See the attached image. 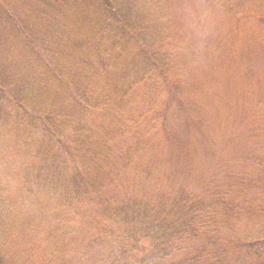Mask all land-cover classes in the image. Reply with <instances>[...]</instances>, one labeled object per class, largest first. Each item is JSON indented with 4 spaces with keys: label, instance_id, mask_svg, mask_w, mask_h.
Masks as SVG:
<instances>
[{
    "label": "rangeland",
    "instance_id": "374dc122",
    "mask_svg": "<svg viewBox=\"0 0 264 264\" xmlns=\"http://www.w3.org/2000/svg\"><path fill=\"white\" fill-rule=\"evenodd\" d=\"M39 1L13 0L10 5L24 29L28 24L35 27V17L30 14ZM52 5L41 14L40 34L54 40L60 56L77 60L83 54L88 61L91 55L97 59L101 54L102 23L90 0H58L56 7ZM94 5L98 6L96 2ZM123 9L136 30L132 34L107 35L103 43V55L109 60L107 68L100 70L99 62L93 59L92 72L89 71L94 85L103 91L101 97H109L108 91L117 96L110 95L104 107L89 111L85 118L92 140L77 151L82 178V174H70L60 159H46L35 178L39 184L44 182L46 187L64 192L53 191V197L43 194L47 199L38 202L33 183L25 179L28 181L24 184L22 166L30 159V167L37 159L35 149L45 139L42 130L30 132L27 124L17 125L26 128L30 142L34 137L28 148L0 124V195L8 205L0 232L6 238L1 251L6 248L11 260L20 249L28 250L31 242L45 243L49 239L47 225L39 223L46 228L35 240L29 236L33 234L29 221L32 217L41 221L47 215L63 234L74 232L61 240L67 248L72 247L69 257L90 254L98 258L110 251L113 254L123 240V223L117 227L106 216L102 197L117 200L135 192L146 193L150 205L158 197L177 195L182 190L200 198L216 191L234 211L228 222L223 214L210 226L216 237L213 253H224L229 264H249L235 245L264 241V25L259 22H264V0H127ZM6 19L0 10V29L7 27ZM110 27L116 30L114 22ZM139 34H146L151 45L168 57L166 70L155 64L147 66L135 38ZM20 52L18 49L16 54ZM18 55H5L6 61L14 60L18 65L12 64V70L25 67L18 63L22 61ZM66 66L72 74L84 69L78 64ZM143 73L146 80L139 82L138 76ZM128 76L132 85L127 87L124 82ZM17 77L27 88L32 75L21 69ZM126 87V95L119 96ZM52 101L44 98L37 102L38 107L32 102L29 105L44 110ZM114 105L116 111L111 114L109 110ZM70 108L74 111V107ZM106 147L115 162L122 158L116 167L103 157ZM21 149L25 153L19 159ZM93 183L104 184L100 192H89L93 198L99 194L97 199L90 205L75 202L82 198V190L92 188ZM24 187L30 189L25 191ZM60 203L70 208H62ZM123 217L129 218L126 214ZM5 224L10 225L6 237ZM78 230L88 236L78 237ZM178 241L172 244L176 261L194 254L199 245L185 236Z\"/></svg>",
    "mask_w": 264,
    "mask_h": 264
},
{
    "label": "trees",
    "instance_id": "16d2710c",
    "mask_svg": "<svg viewBox=\"0 0 264 264\" xmlns=\"http://www.w3.org/2000/svg\"><path fill=\"white\" fill-rule=\"evenodd\" d=\"M125 1L127 0H120L119 2L117 0H90L91 8L98 13L102 23V31L99 42L101 54L98 55L97 59L90 54V61H88L83 54H80L77 60H70L65 55L60 56L56 53V48L53 45L54 40H51L50 37L45 38L40 34L39 19L42 16L41 14L46 12V6H53L52 4H54L56 7L58 0H41L38 6L35 4L32 7L33 14H30L35 17V27L34 25L31 27L27 23L28 27L26 29L21 26L20 18H17V12L10 8L13 0H0V10L7 18V27L0 29V124L7 126L10 132L13 133V138L19 143L22 141L21 144L28 148L33 145L34 137L30 142L28 132H24L27 131L26 128H19L17 125L20 123L27 124L30 126V132L36 128L42 130L45 139L35 149L38 152L35 155L37 159H34L35 161L30 167H28L30 159L25 160L22 166L24 168H22L23 173H25L24 184L28 180L33 183L34 188L37 190L38 202L47 199L42 197L45 196L43 194H51L53 197V191L57 192L56 194L64 191L50 189L46 187L47 184L45 185L44 182L39 184L35 178L36 171L43 167L46 159L56 157L69 167L70 174L80 176L82 171L76 160L77 151L83 143H90L92 140L90 137L92 130L85 118L89 111L104 107L110 95L117 96V94L108 91L106 95L109 97H101L100 93H103V91L94 85V78L89 75V71L92 72L93 59L99 62L98 67L100 70L107 68L105 64L109 60L107 61L105 55H103V48L105 47L103 43H105L107 35L132 34L131 32L136 30L133 28V26L135 27L134 23L131 24L133 21L128 18L125 9H123ZM95 2L98 6L94 5ZM30 10L31 8L27 10L26 17H28ZM111 22L115 23L116 30L110 27ZM259 22L264 25L262 19H259ZM135 38L139 43L141 53L147 60L148 67L150 64H155L163 70L168 68L170 60L160 48L151 45L152 42L148 40L146 34H139ZM160 39L161 35L158 37V40ZM112 42L116 41L113 40ZM158 43L160 44L159 41ZM18 49L21 51L19 55L16 54ZM9 52L12 56H21L22 61L18 63L23 66L25 64V67L21 69H25L28 75H32L28 78L27 88L17 77L21 74V69L19 70L17 67L12 70L11 68L15 61H6L5 55L9 56ZM75 63L84 68L80 71L82 76H80L79 71L73 74V71H71L70 73L68 68L70 66H66V64L76 65ZM16 66L18 65L15 63ZM138 77H140L139 82L146 80L144 73L139 74ZM128 79L129 76L124 82L127 87L132 85L131 81H127ZM132 82H137V77ZM36 87L40 89L37 90ZM127 87L124 94L118 95H126ZM48 88H50L49 92L45 93ZM44 98L53 100L44 110L30 108L29 104L31 102L34 104L33 106L38 107L37 102ZM71 106L74 107V111L70 108ZM110 111L111 114H115V105L109 110V113ZM5 118L7 120L3 122ZM104 150L103 157L107 159L110 165L116 167V162L119 161L120 163L122 158H117L115 162L111 158L112 155L109 154L111 150L108 147ZM24 153L25 150L21 149L18 152V158L22 159ZM71 161L73 162L72 165L70 164ZM83 174L80 178L83 177ZM103 187V183H93L92 188L82 190V198L74 201L86 202L90 205V202L95 201L99 194L93 198L89 192L95 194V192H100ZM24 189L26 191L30 188L24 187ZM61 199L63 198L61 197ZM101 200L104 203L102 205H105L102 208L107 207L104 210L107 213L106 216L113 219L117 227L120 223H123L120 227L123 232L121 237L123 240L116 245L113 254L110 251L98 258L90 254L69 257L68 254L72 247L67 248L65 242L61 240L70 234H74V232L69 231L63 234L61 228L48 221L47 215H43L41 221L31 218L29 231L33 234L29 236H34V239L37 240L43 228H46L39 225V223L44 222L49 230V239L44 241L46 244L41 241L38 243L31 242L32 246L28 250L20 249L10 260L7 249L4 248L1 251L4 245L1 244L2 240H6V238L0 236V264H229L227 263L228 260L222 256L224 253H220V251H214L213 253L216 248V237L209 229L211 225L217 223V218L220 215L224 214L228 222L229 214L234 211L218 192L213 191V193H208L207 197L200 198L182 190L177 195L158 197L155 204L150 205L148 202L150 197L146 193L139 195L135 192L134 195L126 196V198L119 196L117 200L114 198L108 200V198L104 199L102 197ZM5 202L6 200H3L0 195V232L3 231L4 224L2 223L8 209ZM61 202L64 203L65 201ZM62 203H60V207L62 206L64 209L69 207ZM224 207L226 209H222ZM142 208H146V210ZM124 214L129 218H124ZM5 223L8 224L7 220ZM7 224H5L6 229L3 232L5 237L6 234L8 235L10 228V225ZM76 234L78 237L88 236L85 231L81 230H78ZM183 236L192 239V242L193 240L196 241L199 245L194 254L186 255L176 261L173 256L175 249L172 248V244L173 242L176 244ZM147 239L150 240L149 243L144 244L142 241ZM235 246H237L238 251L244 252V262L264 264L263 239L240 242ZM40 250L42 251L40 252ZM38 252L40 254L37 258ZM203 260H206V262L203 263Z\"/></svg>",
    "mask_w": 264,
    "mask_h": 264
}]
</instances>
